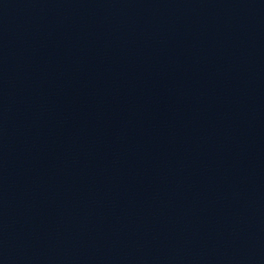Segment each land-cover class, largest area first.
Wrapping results in <instances>:
<instances>
[{"label":"water","instance_id":"obj_1","mask_svg":"<svg viewBox=\"0 0 264 264\" xmlns=\"http://www.w3.org/2000/svg\"><path fill=\"white\" fill-rule=\"evenodd\" d=\"M0 264H264V0H0Z\"/></svg>","mask_w":264,"mask_h":264}]
</instances>
